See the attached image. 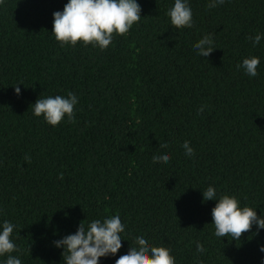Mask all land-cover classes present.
<instances>
[{
    "label": "trees",
    "instance_id": "trees-1",
    "mask_svg": "<svg viewBox=\"0 0 264 264\" xmlns=\"http://www.w3.org/2000/svg\"><path fill=\"white\" fill-rule=\"evenodd\" d=\"M68 2L0 5V231L6 220L15 225L12 255L64 264L55 241L119 215L123 247L100 264H115L136 236L170 249L175 264H264V229L216 237L217 201L203 198L212 186L217 199L235 196L264 218V0L211 9V0H187L194 26L183 29L167 15L175 0H137L141 20L106 50L56 41L53 13ZM205 35L215 49L207 58L193 47ZM253 56L256 77L237 68ZM69 92L75 123L65 115L51 126L33 114L38 98ZM163 153L171 160L153 163Z\"/></svg>",
    "mask_w": 264,
    "mask_h": 264
},
{
    "label": "clouds",
    "instance_id": "clouds-1",
    "mask_svg": "<svg viewBox=\"0 0 264 264\" xmlns=\"http://www.w3.org/2000/svg\"><path fill=\"white\" fill-rule=\"evenodd\" d=\"M4 0H0V5ZM225 0H211L207 8L223 5ZM141 6L137 0H69L63 11L53 13V32L56 41L61 47L71 45L75 47L82 42L85 47L92 45L100 50H106L113 41L114 34L126 36L134 24L141 20ZM171 25L176 29L191 28L193 11L187 0H175L174 6L167 12ZM253 47L257 46L262 34L249 36ZM214 40L211 35H205L196 44L194 49L197 55L207 58L215 50ZM260 64L259 57L244 58L238 69H243L250 77L258 75ZM20 84L14 86L17 95L20 94ZM78 97L69 92L67 97L56 95L38 98L31 106L36 117L43 115L45 121L51 126H58L65 115L70 123H75L74 106ZM204 106L199 109L203 112ZM167 143L160 148H167ZM182 147L186 156H194V149L189 141H184ZM30 162V157H25ZM153 163H168L171 156L168 153L154 155ZM63 179V173L60 174ZM204 201L216 200L212 209L213 224L216 237L231 236L232 240H240L244 233L250 232L253 224L258 229H264V218L257 215L251 207L240 206V201L235 196L223 195L217 199L216 189L209 186L203 190ZM15 225L4 221L0 231V256L7 254L6 264H22L18 256L12 253L20 252L11 236ZM125 231L119 215L107 217L103 220H93L87 228L81 222L74 234L65 236L55 241L57 248H63L64 264H100L101 257L115 256L123 247L121 233ZM258 234V233H257ZM264 252V246L260 249ZM203 244L197 243V252H204ZM115 264H175V257L170 254V249L149 244L144 236H136L127 254L119 256Z\"/></svg>",
    "mask_w": 264,
    "mask_h": 264
}]
</instances>
